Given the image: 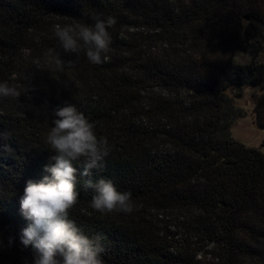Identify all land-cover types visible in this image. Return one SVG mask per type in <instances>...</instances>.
I'll list each match as a JSON object with an SVG mask.
<instances>
[{
  "label": "trees",
  "instance_id": "trees-1",
  "mask_svg": "<svg viewBox=\"0 0 264 264\" xmlns=\"http://www.w3.org/2000/svg\"><path fill=\"white\" fill-rule=\"evenodd\" d=\"M98 15L116 19L108 60L65 54L53 25ZM262 35L264 0H0V83L21 93L0 97V264H31L20 198L51 175L43 138L66 105L112 149L93 179H111L136 206L93 212L78 175L70 218L102 238L105 264H264V152L230 132L243 117L231 95L264 73L233 56L258 51ZM50 48L75 67L57 69Z\"/></svg>",
  "mask_w": 264,
  "mask_h": 264
},
{
  "label": "clouds",
  "instance_id": "clouds-1",
  "mask_svg": "<svg viewBox=\"0 0 264 264\" xmlns=\"http://www.w3.org/2000/svg\"><path fill=\"white\" fill-rule=\"evenodd\" d=\"M94 24L80 22L53 25V33L65 54L84 52L93 64L108 60L112 37L109 29L116 24L112 16L94 18ZM44 56L60 70L72 69L75 61L64 60L55 49ZM21 93L7 82L0 83V97L18 98ZM44 134L45 149L54 153L52 163L45 166L39 182L29 180L20 198L21 212L31 221L24 229L20 243L31 245L35 254L31 264H105V248L100 236L90 237L70 218L75 209L78 169L75 162L83 161L79 173L84 187L94 191L89 207L101 216L107 214H132L136 206L130 191H119L111 179H93V170L104 166L111 152L107 137L97 135L95 125L79 112L75 105L59 107L55 119ZM9 237V245L13 242Z\"/></svg>",
  "mask_w": 264,
  "mask_h": 264
},
{
  "label": "rangeland",
  "instance_id": "rangeland-1",
  "mask_svg": "<svg viewBox=\"0 0 264 264\" xmlns=\"http://www.w3.org/2000/svg\"><path fill=\"white\" fill-rule=\"evenodd\" d=\"M258 51L250 48L244 54L235 53L233 62L236 65H248L255 63L264 70V35L261 36ZM235 107L243 113V117L236 119L230 129L232 138L247 146L259 148L264 152V128H259L256 124L258 101L264 102V73L261 75L260 83L255 86H248L241 90L240 95L233 93ZM260 115L258 119L264 120V111L259 108ZM78 169V175L83 171V161L75 162Z\"/></svg>",
  "mask_w": 264,
  "mask_h": 264
}]
</instances>
